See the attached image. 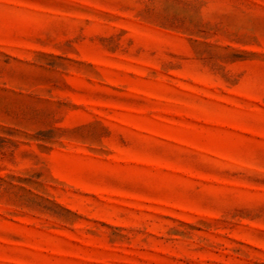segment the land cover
<instances>
[{"label":"rangeland","instance_id":"374dc122","mask_svg":"<svg viewBox=\"0 0 264 264\" xmlns=\"http://www.w3.org/2000/svg\"><path fill=\"white\" fill-rule=\"evenodd\" d=\"M0 264H264V0H0Z\"/></svg>","mask_w":264,"mask_h":264}]
</instances>
